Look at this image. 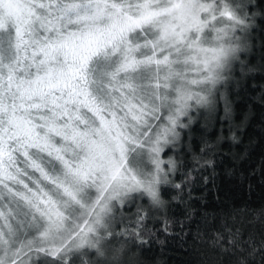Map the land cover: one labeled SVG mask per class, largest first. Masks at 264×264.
Segmentation results:
<instances>
[{"label":"snow or ice","instance_id":"obj_1","mask_svg":"<svg viewBox=\"0 0 264 264\" xmlns=\"http://www.w3.org/2000/svg\"><path fill=\"white\" fill-rule=\"evenodd\" d=\"M259 24L264 0H0V264H141L175 235ZM255 211L226 214L213 264H264Z\"/></svg>","mask_w":264,"mask_h":264},{"label":"trees","instance_id":"obj_2","mask_svg":"<svg viewBox=\"0 0 264 264\" xmlns=\"http://www.w3.org/2000/svg\"><path fill=\"white\" fill-rule=\"evenodd\" d=\"M246 63L252 71L246 73L239 86L234 85L229 92L233 109L231 123L225 121L221 126L217 121L208 132L212 142L218 135L222 134L224 138L212 157L217 173L215 187L212 183L203 186L202 179L196 177L193 189L196 199L188 205H173L169 209L176 234L165 237L161 233L164 243L154 242L145 249L139 256L141 264H213L218 257L209 242L216 231L223 232L222 224H230L227 213L248 206L256 210L254 216L258 220L259 210L264 207V107L252 98L264 86V24H259L254 33ZM230 129L235 131L238 143L228 138ZM201 131L200 123L193 126L197 155ZM186 162L190 166L188 158ZM241 174L243 180L240 179ZM204 175H211V171L204 172ZM181 221L183 230L179 227ZM155 227L159 228V223ZM198 230L203 234L202 238L197 236ZM224 235L226 239L227 234Z\"/></svg>","mask_w":264,"mask_h":264}]
</instances>
